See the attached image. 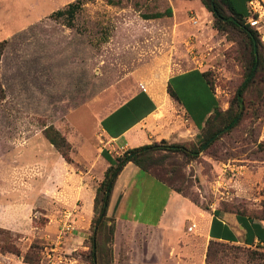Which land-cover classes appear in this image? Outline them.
Wrapping results in <instances>:
<instances>
[{
  "label": "rangeland",
  "instance_id": "374dc122",
  "mask_svg": "<svg viewBox=\"0 0 264 264\" xmlns=\"http://www.w3.org/2000/svg\"><path fill=\"white\" fill-rule=\"evenodd\" d=\"M73 1L0 0V41L7 40L0 63L5 90V98H0V197L12 188L8 177L14 187L22 180L21 161L31 159L42 140L50 146L43 134L47 126L59 129L72 150L90 155L96 142L98 148L103 145L98 137L101 118L141 84L159 89L172 73L201 67L211 73L226 110L244 81V70L234 56V50L246 41L244 33L216 30L214 15L201 0H85L74 26L69 27L53 13ZM244 1L232 0L239 12H245ZM169 7L171 16L144 17ZM192 17L199 23L194 24ZM258 89L257 84L248 91L249 105L241 124L209 149H198L202 131L197 135L189 131V139L181 143L198 151L188 154L161 148L146 161L147 168L170 180L205 210L260 217L264 104L254 98ZM180 120L185 123L184 116ZM28 138L31 144L21 148ZM57 156L62 158L58 152ZM74 167L78 171L82 165L74 162ZM108 215L114 217L111 212ZM94 218L95 211L88 218L81 203L60 201L50 209L36 208L32 224L34 240L43 246L41 264H92ZM187 218L194 221L192 214ZM66 220L71 224L67 229ZM140 232L130 226L115 232L114 264H207V241L200 233L189 230V240L172 243L178 249L174 251L171 242L164 247L159 232ZM20 236L19 245L26 251L29 244ZM167 238L176 239L175 235ZM180 246L187 249L180 251ZM214 250L218 257L210 264H263L264 250L259 248L224 245ZM7 256L0 254V261L25 264Z\"/></svg>",
  "mask_w": 264,
  "mask_h": 264
},
{
  "label": "crops",
  "instance_id": "0c3cea01",
  "mask_svg": "<svg viewBox=\"0 0 264 264\" xmlns=\"http://www.w3.org/2000/svg\"><path fill=\"white\" fill-rule=\"evenodd\" d=\"M259 1L262 8L258 30L264 41V0ZM248 3L244 2L245 10ZM205 71L201 67H191L174 72L159 89L141 84L129 98L101 118L98 137L103 145L100 148L96 138V148L90 155L81 154L73 147L72 155L74 153L76 156L72 157L82 165L78 171L74 163L67 162L47 138L49 147L42 140L31 159L21 161L24 170L20 187H14V180L8 177L12 188L8 194L0 197V228L21 234L29 244L28 249L36 232L32 224L36 208L50 209L60 201L69 205L81 203L88 218L91 217L97 187L111 165L107 156L114 160L117 158L115 155L123 156L128 149L162 140L169 143L188 140L189 131L191 135H197L215 109L222 107L216 89L209 85L203 75ZM168 87L176 97L169 93ZM174 115L177 118L174 119ZM181 116L185 117L184 124L181 123ZM30 144L28 138L21 148ZM55 149L62 158L57 156ZM44 151L48 153L46 156ZM20 154L24 155V150ZM216 210L212 212L201 208L150 172L128 162L117 177L108 213L114 214L116 233L121 226L136 227L145 234L159 232L164 247L171 242L169 246L174 251L178 249L172 243L189 240L190 232L202 234L207 246L211 241H220L264 250V220L248 214ZM191 214L194 221L190 223L187 217ZM193 223L196 228L189 232L188 228ZM167 235H175L176 239L168 240ZM186 249L183 246L179 248L180 251ZM14 256L8 254L7 257L14 262L22 259Z\"/></svg>",
  "mask_w": 264,
  "mask_h": 264
},
{
  "label": "trees",
  "instance_id": "16d2710c",
  "mask_svg": "<svg viewBox=\"0 0 264 264\" xmlns=\"http://www.w3.org/2000/svg\"><path fill=\"white\" fill-rule=\"evenodd\" d=\"M114 3V0H108ZM119 1V0H118ZM203 5L213 13V26L216 30L221 32H229L230 30H239L244 33L246 41L243 46L236 48L235 58L240 63L244 70V81L236 89L233 98L230 101V106L224 110L218 106L206 124L201 128L202 142L198 149L206 147L209 149L221 137L228 134L237 126H239L244 119L245 113L248 109V91L254 85H259L258 95H255V100L259 104H264V41L258 28L251 24L249 19L248 9L245 12H239L234 6L232 0H201ZM250 0H245L247 3ZM85 4V0H75L69 3L65 8L59 9L53 13L54 16L65 19V24L69 27L74 26L75 18L78 11ZM173 10L169 7L164 12H155L144 15L145 18H161L171 16ZM7 40L0 41V63L2 55L6 49ZM209 85L215 89L214 80L210 72L203 73ZM247 80V81H246ZM171 95L176 97L174 92L168 87ZM0 98H5V90L0 80ZM254 100V99H253ZM252 103H256L252 101ZM232 126L228 128V126ZM45 137L55 146L64 159L69 163H74L71 155L72 145L67 137L55 126H47L43 129ZM165 149L171 151H181L188 154H193L195 149H189L184 143H169L167 140L155 142L153 144L144 145L137 148L128 149L123 156L116 159H110L111 165L105 172L103 180L100 182L96 190L94 199V233L91 236L90 254L92 264H114V240L116 232V219L108 215L112 192L118 175L128 162H133L145 171L150 172L146 166V161L151 159L152 153L158 149ZM200 151V150H199ZM156 178L172 187L174 190L183 193L179 188L174 187L170 180L162 179L154 175ZM184 194V193H183ZM185 195V194H184ZM196 202L195 200H193ZM197 203V202H196ZM218 211V210H216ZM239 214H246L234 212ZM255 218V217H254ZM258 219L264 220V205L261 216ZM19 233H14L10 229L0 228V253L14 254L22 258L23 262L28 264H41L43 246L35 239L31 246L26 250H22L19 245ZM103 237V241L100 238ZM231 245L220 241H211L208 245L207 264L214 263L218 254L214 250L215 246ZM242 246V245H238ZM248 247V246H243ZM264 264V252L263 254ZM0 264H4L0 261Z\"/></svg>",
  "mask_w": 264,
  "mask_h": 264
},
{
  "label": "built area",
  "instance_id": "2783aa9c",
  "mask_svg": "<svg viewBox=\"0 0 264 264\" xmlns=\"http://www.w3.org/2000/svg\"><path fill=\"white\" fill-rule=\"evenodd\" d=\"M262 8V5L260 3L259 0H251L248 3V12L250 14L248 21L255 25L258 28V23H259V15H260V9ZM193 23L197 24L198 21L195 17L192 18ZM65 217L69 218L70 214H66ZM64 228H70L71 224H69V222H67V220L65 222H63ZM194 228H196V224L193 223L191 226H189V230L192 231Z\"/></svg>",
  "mask_w": 264,
  "mask_h": 264
},
{
  "label": "water",
  "instance_id": "95a60500",
  "mask_svg": "<svg viewBox=\"0 0 264 264\" xmlns=\"http://www.w3.org/2000/svg\"><path fill=\"white\" fill-rule=\"evenodd\" d=\"M247 81V80H246ZM232 126V124L230 126H228V128H230Z\"/></svg>",
  "mask_w": 264,
  "mask_h": 264
}]
</instances>
